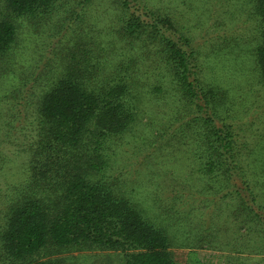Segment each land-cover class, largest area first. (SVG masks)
<instances>
[{
  "label": "trees",
  "instance_id": "16d2710c",
  "mask_svg": "<svg viewBox=\"0 0 264 264\" xmlns=\"http://www.w3.org/2000/svg\"><path fill=\"white\" fill-rule=\"evenodd\" d=\"M193 1L181 26L155 0H0V264H56L33 260L51 249L177 264L143 190L169 217L185 204L206 220L232 207L257 234L247 247L264 249L252 110L231 80L249 73V93L264 90V0ZM210 18L195 45L188 24ZM182 163L203 185L177 183ZM260 165L264 177V155ZM201 237L187 234L184 248L212 244Z\"/></svg>",
  "mask_w": 264,
  "mask_h": 264
},
{
  "label": "rangeland",
  "instance_id": "374dc122",
  "mask_svg": "<svg viewBox=\"0 0 264 264\" xmlns=\"http://www.w3.org/2000/svg\"><path fill=\"white\" fill-rule=\"evenodd\" d=\"M157 1H159L160 6L166 7L173 17L176 16V18H179L178 20L181 26H184V8L185 12H188L185 17H188L190 14L194 17V14L197 13L199 9L198 6H200L199 2L193 0H155V2ZM193 8L196 9V11L193 12ZM203 20L204 19L201 20V25H198V23L195 22L189 24L186 23L191 27L190 31L194 32L196 35L197 39L195 45L198 46L203 43V37L205 36L204 30L212 27L211 24L213 23L212 20H214V18ZM241 26L239 28H241ZM28 41L29 40L26 42ZM40 43L41 41L36 43L32 40V42L27 43V45L33 49ZM34 57L35 54L31 58ZM215 57L216 54H214L213 59L212 57L208 58V61L211 62V66H217L216 69H219ZM237 64L238 67L242 66V63ZM233 79L239 84L236 87V91L238 90L239 92L237 97L240 95L242 98V101H240L238 97L239 101L245 104L244 108L248 110V112H250V109L252 110L250 116L244 119V122L251 127L250 134L245 133V136L247 137L245 140L249 141V146H254L250 147L252 149H254L256 145L258 155L255 159L250 158L247 161L251 166L248 173V179L254 186L255 191L264 197V177L260 167V160L264 155V90L260 85L254 86L253 92L257 93H249L248 89L252 81L249 73H246L243 79L232 78L231 80ZM13 84L14 83H11V87ZM9 85H7L8 87H5L4 90H9ZM146 120L147 118L144 117L141 123L142 126L146 124ZM187 163L191 164V162ZM187 163H182L179 164V166H176L180 176V178L177 179V183L188 181L192 185L200 187V185H203V181H191V179H188L186 176L187 173L184 174V168L187 167ZM188 167H190V165ZM1 180L3 179H0V181ZM137 198L140 200L142 206L149 211V216L152 220H155L157 223H163L167 227L169 233L174 237L176 245L172 248V252L177 264H264V252H260V250L264 251V249L256 247L255 250L252 247H247V242L253 239L254 236L256 237L257 234H250L248 229L242 227L243 223L240 222L242 220L239 221L236 218L234 219L235 212L232 207H228L227 210L226 207L223 206L220 217H217L216 215L219 213H216L215 215H212L211 213L209 215L212 216H209L208 220H206V217L200 215L201 207L199 210H196V214L193 212L189 216L184 215V209L187 208V205L185 204L186 207L183 206L178 214L173 213L174 216L169 217L164 209L167 207V204L163 202L160 204L153 197H150L145 190L139 193ZM231 203L232 202H230V204ZM187 204H190V201ZM207 211L212 212V209ZM186 216L187 219L185 218ZM184 219H186L185 223ZM201 220L205 222L203 223V227H205L206 232L204 231L205 229L200 228ZM189 231L193 234L191 235ZM185 233L186 235L188 234L189 238H193L195 235L198 236L200 233L203 238L211 235L209 240L210 242L212 241V244L210 243L208 246H205L199 242L200 249H186L184 248ZM202 237L201 240L203 239ZM242 242H246V246ZM215 247L217 249H214ZM238 249L242 250V254H236L235 250ZM250 250H255L256 252H251ZM257 252L259 253L257 254ZM33 260L51 261L56 264H123L122 254L99 249L92 251L62 250L58 252L51 249L50 251L34 256Z\"/></svg>",
  "mask_w": 264,
  "mask_h": 264
}]
</instances>
